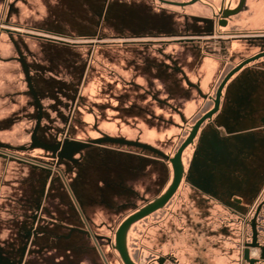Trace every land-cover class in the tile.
<instances>
[{
	"label": "rangeland",
	"instance_id": "374dc122",
	"mask_svg": "<svg viewBox=\"0 0 264 264\" xmlns=\"http://www.w3.org/2000/svg\"><path fill=\"white\" fill-rule=\"evenodd\" d=\"M83 1H86L85 5L75 4V7H70V9L63 6L55 10L54 8L42 6L36 8V12L34 11L33 13L31 11L28 13L31 8L27 9L25 11L28 14H23L25 18L23 21L30 28L24 26L19 31L24 35L26 33L34 34L40 38L62 40L66 43H80L101 38L105 43L114 41L119 43V46H109L108 49L99 50L98 53L94 52V55L91 56L92 47H73L66 43L61 44L31 39L23 34L13 35L17 41L23 44L22 52L29 67L33 87L43 106V119L38 137L41 141L48 144H54L55 137L66 132L71 115L75 116L73 124L77 125L75 131L76 139L92 140L102 134H107V132H117L118 122L121 121L118 116L119 111L111 110L103 99H108L107 96L110 99L113 98L111 94L112 87L118 78L115 74L113 76V64L114 62L118 63L115 58L119 59V74L125 77V80L128 78L127 49L125 46H121V43L131 39L130 36H133V34L144 35L147 23L151 21L163 23L165 20L170 27H174L173 30L177 29L179 32L186 30L187 22L189 27L194 26L201 32L206 31L208 28V19L196 17V19L192 18L194 21L192 19L186 21L182 17L181 9L160 6L156 0H150L153 2L151 3L152 5L147 0ZM177 1L187 2L189 0ZM106 3L108 8L104 12ZM214 3L218 6L220 0H215ZM148 10L152 11L150 14L152 19L146 17L149 15L146 13ZM183 12L191 17H208L210 15L202 5L186 8ZM102 15H104V18L101 23ZM240 19L241 16L237 17L236 21L240 22ZM100 26H102V29H100ZM0 43V57L8 59L17 56L12 46L9 45L10 43L5 34L1 35ZM117 49L118 52H116ZM118 54L121 57L117 58ZM240 61L241 58L237 56L236 60L226 65L227 70L237 65ZM88 65L91 69L89 68L88 70L90 73L86 83L85 75ZM116 67H118V64ZM249 74V77L236 76L233 79L231 84L235 87H230L229 96L232 98L231 101L235 100L243 105V110L247 113L245 115V127H254L259 125L260 118L264 117V77L259 79L257 72ZM100 76H103V78ZM95 79L100 80L101 85H104L109 90L103 94L104 96L98 93ZM118 96L120 102L125 101L126 103L130 101L127 93H122L121 91ZM114 100L118 99L115 98ZM226 104L225 111L229 108L228 102ZM207 105L208 103L201 104L188 119V122L192 124L205 111ZM138 112L136 111V113ZM234 112L233 116L238 117L239 111ZM132 114L130 115L131 118H138ZM36 119L37 107L28 92L26 77L21 63L18 61L0 62V144L13 147L28 146ZM168 130V135L173 137H171V143L167 151L174 152L183 141L186 132H182L176 127L174 129L168 128ZM206 132L210 136L201 137L198 143L204 155L209 153L206 146L211 144L210 140L213 139L218 147L224 143L218 137H211L215 134L213 130L211 132L206 130ZM178 135L179 137H177ZM137 138L153 142V138L146 135ZM232 139L234 141L231 142V147L224 143L223 149L214 147L217 153L211 149L217 155L218 171L206 165L203 159L197 155L195 149H189L185 154V166L188 171H191L190 176L193 180L197 179L207 188L214 189V194L211 193L219 198L221 197L216 202L211 201L209 204L206 202L204 205L200 201L202 206L196 207L194 205L193 212L197 213L196 217L199 215V219L193 220L192 225L197 226L198 224L199 230L213 229L220 232V230L228 229V231H231L232 239L234 240L232 245L233 247L235 246V250L234 248L232 249V259L234 260L236 257L239 258L242 226L238 222V216L231 213L227 207L222 206L221 201L222 199L227 200L233 210L245 216L247 220L245 232L247 239L250 240V221L257 205L264 198V137L254 132L251 136L248 134L242 135V137H232ZM153 144L158 145L155 142ZM104 149L107 150V148ZM93 150L96 151L97 149ZM130 151L129 153L133 154L134 159L132 157L130 159L129 155L118 156L117 154L120 153L116 151V157L113 158V161L117 166L127 168L142 165L141 160L146 153H143V155L141 151L136 149L135 151ZM5 153L8 154V158L2 157L1 154L3 153L0 152V263L69 264L72 261L73 264H79L77 260L80 253L75 250L72 252L66 251L67 244L64 241L54 239L48 247V244L29 234L33 227L29 216L36 212L37 203L41 204L44 201L49 214L64 215L65 213H73V206L70 207L72 204L69 202L68 194L58 183V180H54V188L50 189L51 186H48V182H51V179H49L47 170L31 163H25L18 157L46 162H49L50 158L41 149H33L24 153L9 150L5 151ZM126 153L128 152L126 151ZM109 160L107 159V161ZM60 165L64 166L65 164L60 163ZM196 166L200 168V171L197 172L195 170ZM227 166L232 169V174L228 176L224 174V168L227 169ZM156 168V171L159 172V167ZM93 173L88 174L87 180L89 183L98 181L95 178L98 174ZM139 175L141 177L138 182H147L145 178L149 174L141 173ZM240 176H245L247 180L243 178V182H241ZM168 179L169 184L171 181V173L169 172ZM155 181H158V179ZM17 184L24 186V189H9V187ZM31 184L36 185L33 186L35 189L30 188ZM17 192L19 193V198L16 195L15 202L7 199L8 195H15ZM183 193L184 197H189L187 191L184 190ZM205 196L200 194L197 197L200 200H204L208 198L207 195ZM3 200L9 201L8 204L6 203L8 206L6 212L4 211L7 206L3 204ZM184 203L185 205L183 204L181 207V209L183 208V213L190 212L192 207L188 204L189 202ZM14 205L18 207L14 208ZM94 207L96 206L94 205L90 208ZM127 211H121L119 217L125 215ZM206 215H209V218ZM172 222L177 229L183 227L180 220H173ZM257 223L261 243L264 246V208ZM142 225V222L136 224L134 229L143 231L144 227ZM55 232L58 231L55 230ZM130 234L131 236L128 237V249L136 264H149V259L153 256L176 251L179 245H182L180 238L168 237L167 242L155 244L154 250L151 252L146 249L147 242L143 234L136 232ZM43 239L47 241L46 238ZM158 240L160 239L158 238ZM215 240L221 248H217L214 253L207 254L208 260L214 264H228L229 262L224 253L225 249L223 248V246L227 245L225 235L220 232L216 235ZM208 244V238L200 239V246L207 247ZM108 255L113 264H122L117 253L108 252ZM255 256L258 258L259 252H256ZM259 264H264V262Z\"/></svg>",
	"mask_w": 264,
	"mask_h": 264
},
{
	"label": "flooded vegetation",
	"instance_id": "af4514ba",
	"mask_svg": "<svg viewBox=\"0 0 264 264\" xmlns=\"http://www.w3.org/2000/svg\"><path fill=\"white\" fill-rule=\"evenodd\" d=\"M147 1L149 4L153 3L150 0ZM156 1L160 6L181 9L182 17L185 18L186 21L192 18L196 19V17L199 19H208V28L203 32L197 30L196 28L195 31H190L187 22L186 30L184 32H179L177 31V29L173 30L174 27H170L168 22H165V20L163 21V23H155L153 21H149L150 23H147V26H145L146 32L144 35L133 34V36H130L131 39L123 41L121 43V46H125L127 49L126 55L128 56V78L125 80V77L119 74V59L115 58V60L118 61V67H116L117 64L114 62L113 76L115 74L118 78L115 80L116 83L114 87H117L119 82H123V84L131 89L132 92L135 90L138 92L140 90L146 89L145 87L137 83V78H139V74H141V63H143V61L137 62V58L145 57L147 59L148 55L150 54L153 55V59L156 64L154 65L155 67L181 74L185 87L189 90H193L196 93L199 100L201 101V104L204 105L205 103H208V105L205 111L202 112V114L198 116L192 124L188 122V120H186L179 111H176L178 112L177 115L179 117V122L176 123L173 121H169L170 124H173L180 131L186 132L183 141L179 144L176 151H167V148L170 146L171 141L165 142L163 148H161L159 146L143 142L141 140L136 141L126 139L124 137L128 136H124V134H118V130L116 132L118 135L116 133L107 132V134H102L100 135V137L92 140L76 139L75 131L77 125L73 124L75 120L74 115H71L70 123L68 124L66 132H63L61 135L58 134L55 137L54 144H48L39 139L38 132L41 126L40 123L37 132V140L40 143L50 147L59 146V148L55 152L39 147H34L25 151H18L24 153L33 149L43 150V152H45V154H47L50 158L49 162L39 160L36 161L34 159L32 160L26 157L18 158L23 160L25 163H31L39 168L47 170V172L49 173V179H51V182H48V186H51L50 189L54 188V180H58V183L68 194V199L70 200L69 202L70 204H72L70 205V207L73 206L72 214L65 213L64 215H55L49 214L47 212L44 201L41 204L39 203L36 207V212L33 215L29 216V220H31L33 223L32 231L29 234H31L32 237L38 239L39 241H45L43 238H46V240L49 241V244L50 240L52 239L64 241V243L67 244L66 251L72 252L75 250L80 253V256L77 260V263L79 264H113L109 259L108 252L117 253L121 263L124 264L119 255V252L116 249V235L120 226L129 217L164 195L173 182L174 172L173 167L168 159H165L164 157H161L160 155L150 150L135 146L103 141L99 144H92L69 153V147L73 145L72 143L77 142L80 144H87L94 140H101L106 138L120 139L149 145L161 151L169 158H173L181 144L190 136L191 131L196 123L204 115L215 108L216 93L224 78L240 63L252 59L253 57H256L258 55L264 54V0H220V4L218 6L213 2V0H196L194 3L184 6H178L172 3H190L192 0H189L187 2L177 0ZM195 5L204 6L205 9L210 13V15L208 17H191L187 13L183 12V10H185L186 8L194 7ZM107 8L108 5L106 3L104 12L107 11ZM21 9L22 0H0V42L1 35L5 34L10 43L9 45L12 46L17 54L16 57H11L8 59L0 57V62L9 63L18 61L21 63L24 71L22 60L25 63L26 60L22 52L23 44L13 37V35L18 36L20 34H23L19 31V29H23L24 26L30 28L22 19L23 16ZM149 9L151 10L150 6ZM150 10L146 12L149 14L146 17L152 19V16L150 15L152 11ZM103 16L104 15H102L100 20L101 23L103 22ZM239 16H241V19L240 22H237L238 20L236 21V18ZM100 29H102V26H100ZM25 35L31 39L58 42L61 44L66 43L62 40L45 37L40 38L35 36L34 34L26 33ZM66 44L73 47H92L93 49L91 56L94 55V52L98 53L99 50L108 49L109 46H119V43L114 41L105 43L101 38H97L94 41H83L80 43L67 42ZM173 45H190V47H192L194 51L203 52V55L205 57L218 58L221 66L218 71V78L220 79L212 84L210 91L204 92L201 84L198 81L194 83L189 81L185 69L181 68L173 58V54L168 52ZM5 46L7 48V44ZM234 46L235 50L231 48ZM116 52H118V49ZM237 56L241 58V61L233 67L230 66L231 68L227 70L226 65H229L231 61L236 60ZM119 57L121 56L118 54L117 58ZM89 68L90 67L88 65V69L85 75L86 83L89 78ZM194 72L197 71L194 69ZM220 72L224 74L222 75V73ZM247 72H257V77H259V79L263 78L264 55L244 65L239 71L234 73L224 85L221 91L218 110L212 115L211 118L205 120L201 124L195 138L193 139V142L184 149L181 155L183 173L179 186L173 196L164 204L163 207L151 212L147 216L130 225L126 233V248L129 257L134 264L136 263L130 256L128 249V237H130V233L133 232L141 233V235H144V238L147 242L146 249L151 252L154 250L153 247H155V244L167 242L168 237H178L182 240L180 242L182 245H179V248H177L176 251H169L164 254H158L155 257L153 256L149 259V264H214L211 263L210 260H208L207 254L214 253L217 248H221L217 245V242L215 240L216 235H218L220 232H222L226 237L225 241L227 242V245L223 246V248L225 249L224 253L226 254L227 260L229 262L228 264H250V260L253 261L252 264H259L260 262H264V246L261 243L257 223L264 208V198L257 205L254 215L250 221V240L247 239V234L245 232V227L247 226V220L245 216L233 210L230 207L231 204L227 202V200L222 199V206L227 207L231 211V213L237 215L238 222L242 226V232L240 234L242 240L240 245L239 258L236 257L233 260L232 249L234 248L235 250V246L233 247L232 245L234 240L232 239L231 231H228V229H224L222 231L220 230V232L213 229L199 230L198 224L197 226L192 225L193 220L195 221L199 219V215H197L196 217L197 213L195 214L193 212L194 205L198 207L202 206L201 202L204 205L206 202L208 204L211 201L216 202L219 201L221 197L219 198L218 196L213 195L214 189L207 188L197 179L193 180L190 176L191 171H188L187 167L185 166V154L189 151V149H195L197 155L203 159L206 165H208L209 167L211 166L215 171L219 170V165L216 160L217 155H215L211 150L213 149L216 152V149L214 147L218 146L215 141L213 139L210 140L211 144L206 146V149L209 153L205 155L198 145L201 137L210 136L209 133L206 132V130H208L209 132L213 130L215 134L211 137H218L221 141H223L230 147L231 142L234 141L232 137H242V135L245 136L248 134H250L251 136L254 132L259 136L264 137V117L260 118L259 125L254 127H245V115L247 113L245 110H243V105L235 100L231 101L232 98L229 96L230 87H235L231 84L233 79L236 76L249 77L250 74ZM100 77L103 78V76ZM101 84L102 83L100 80L95 79V86L98 89V93L103 95L106 93V91L109 90ZM27 88L29 94L32 96L28 87V83ZM107 98L108 99L105 98L103 100L105 103L110 105L109 102L111 101V99L108 96ZM227 102L229 108L225 111ZM160 104L170 106L168 102H162ZM237 110L239 111L238 117H234L233 112ZM31 135L30 144L28 146H24L26 148H29L31 145ZM177 137H179V135ZM223 144H220L221 146L218 148L223 149ZM95 148L97 149L96 151L93 150ZM104 148H107V150H105ZM135 149L141 151L142 154L146 153L145 157L141 160L142 165L138 167L133 166L125 168L117 166V164L113 161V158L116 157V151L117 153H120L117 154L118 156L129 155L130 159L131 157L132 159H134L135 157L132 156L133 154L129 152H131L130 150L135 151ZM9 150L10 149H1L0 152L3 153L1 154V156L4 158H8V154H6L5 151ZM126 151L128 153H126ZM60 154H62L64 157H61ZM107 159L110 160L107 161ZM60 163H63L65 165L61 166ZM156 167H159V172L156 171ZM227 167V169L224 168V174L226 176L232 174V169L229 166ZM142 168L144 169L142 170ZM195 170L198 172L200 171V168L196 166ZM91 172L98 174L97 177H95L96 179H98V181L94 183L88 182V174ZM168 172L171 173V181L169 184ZM141 173L149 174L146 175L145 178L147 182H138V179H140L141 177L139 174ZM243 178L244 180H247L245 176H240L241 182H243ZM157 179L158 181H155ZM184 190L188 192L189 197H184ZM200 194H203L204 196L207 195L208 198L200 200L197 197ZM184 202H189L188 204H190V206L192 207L190 212L183 213L184 211L183 208L181 209V207L183 206V204L185 205ZM240 202H242V200H240ZM94 205L97 207V210L102 212L101 214L88 213L87 209L90 206L93 207ZM121 211H127V213H125V215H123L122 217H119ZM207 217L209 218V215ZM173 220H180L183 227L177 229L172 222ZM141 222L143 224L142 226L144 227V230H135V225ZM54 229L58 232H55ZM158 238L160 240H158ZM202 238H208L209 244L207 245V247L200 246V239ZM253 244H255V246H252ZM256 252H259L258 258L255 256ZM69 264H73V262L70 261Z\"/></svg>",
	"mask_w": 264,
	"mask_h": 264
},
{
	"label": "crops",
	"instance_id": "0c3cea01",
	"mask_svg": "<svg viewBox=\"0 0 264 264\" xmlns=\"http://www.w3.org/2000/svg\"><path fill=\"white\" fill-rule=\"evenodd\" d=\"M85 2L83 0H79L78 2L77 0H22V19H25L23 14L27 13L25 10L30 8L31 10H29L28 13H30V11L33 13L36 8L42 6L54 8L55 10L63 6L64 8L70 9V7H75V4H79L80 6L82 4L85 5ZM213 2H215V0H213ZM189 28L191 31L196 30L194 26ZM231 48L235 50V46ZM168 52L172 53L176 63H178L181 68L185 69L190 82L194 83L198 81L204 92L211 90L212 84L216 82L219 77L218 71L221 66L218 58L205 57L203 52L194 51L190 45H173ZM140 61H143V63H141V74H139V78H137V83L145 87V91L140 90L137 92L135 90L132 92L123 82H119L117 87L113 85L111 92L118 100H114V97L111 98V105H109V107L111 110L119 111L118 116L121 121L118 122V132L119 134L128 136L124 138L139 141L141 139L137 137L146 135L152 137L153 142L146 140L141 141L150 144L155 142L158 145H154L163 148L165 142L171 141L172 135H168V128L174 129L175 127L173 124H170L169 121L176 123L179 121L178 112L176 111H179L180 114L188 120L200 107L201 101L193 90H189L185 87L181 74L155 67L154 65L156 64L153 55H148L147 59L145 57H138L137 62ZM194 69L197 72H194ZM121 91L122 93H127L128 98L130 101L132 99V101L127 103L124 101L120 102L118 94H120ZM162 102H168L170 106L161 105L160 103ZM136 111L139 112L136 113ZM131 114L138 118H131ZM30 186L31 189H35L33 186L36 185L31 184ZM9 189L22 190L24 186L17 184L9 187ZM18 194L17 192L15 195H8L7 199L11 202H15L16 195L18 197ZM2 202L7 206L9 201L3 200ZM17 207L18 206H15L14 208ZM90 207L87 209L89 214L102 213L97 210L96 207L92 209ZM7 209L8 206L5 208L4 212H6ZM53 241L54 239L50 241V244H52ZM43 242L48 244V247L50 246L48 243L49 241Z\"/></svg>",
	"mask_w": 264,
	"mask_h": 264
},
{
	"label": "water",
	"instance_id": "95a60500",
	"mask_svg": "<svg viewBox=\"0 0 264 264\" xmlns=\"http://www.w3.org/2000/svg\"><path fill=\"white\" fill-rule=\"evenodd\" d=\"M196 0H192L190 3H172L174 5H178V6H184L187 4H191L194 3ZM264 54L258 55L256 57H253L252 59H249L247 61H244L242 63H240L237 67H235L222 81L217 93H216V99H215V108L210 111L209 113H207L206 115H204L197 123L196 125L193 127L190 136L181 144V146L179 147V149L177 150L176 154L174 155L173 158H169L167 155L163 154L161 151L149 146V145H145V144H141L138 142H132V141H125V140H120V139H111V138H106V139H101V140H94L91 141L87 144H80L77 142H73L71 147H69V153L72 151H77L79 149H82L84 147H87L89 145L92 144H99L103 141H107V142H111V143H118V144H124V145H129V146H135V147H139L142 149H146V150H150L158 155H160L161 157H164L165 159H168L173 167V172H174V179L173 182L171 184V186L169 187V189L167 190V192L162 195L160 198H158L157 200H155L153 203L147 205L146 207H144L143 209H141L139 212L135 213L134 215H132L131 217H129L126 221H124L122 223V225L120 226L117 235H116V249L119 252V255L123 261L124 264H134L133 261L130 259L129 254L127 252V248H126V233L127 230L129 229L130 225L138 220H140L141 218L147 216L148 214H150L151 212L161 208L164 206V204L173 196V194L175 193V191L177 190L179 183L181 181V177H182V173H183V168H182V163H181V155L184 151V149L190 145L193 142V139L195 138L197 131L199 129V127L201 126V124L212 117V115L214 113H216V111L218 110L219 107V101H220V97H221V91L224 87V85L226 84V82L230 79V77L236 73L237 71H239L244 65H246L247 63H249L250 61H253L257 58H259L260 56H262ZM23 63V67H24V71H25V75H26V79H27V83H28V87L30 90V93L32 94L34 101L37 105L38 108V118L36 120L35 123V127L32 131V135H31V145L29 148L26 147H12V146H6V145H2L0 144V150L1 149H10V150H16V151H25L27 149H31L34 147H39L45 150H51V151H56L59 146L56 147H50L47 145H44L42 143H40L37 140V132L41 123V119H42V106L40 103V100L37 96V94L35 93L32 83H31V78L29 75V71H28V67L26 65V63L22 60ZM61 157H64L62 154H60ZM252 246H255V244H253ZM250 264L253 263V261H249Z\"/></svg>",
	"mask_w": 264,
	"mask_h": 264
},
{
	"label": "bare ground",
	"instance_id": "6f19581e",
	"mask_svg": "<svg viewBox=\"0 0 264 264\" xmlns=\"http://www.w3.org/2000/svg\"><path fill=\"white\" fill-rule=\"evenodd\" d=\"M67 155H68V153H67Z\"/></svg>",
	"mask_w": 264,
	"mask_h": 264
}]
</instances>
